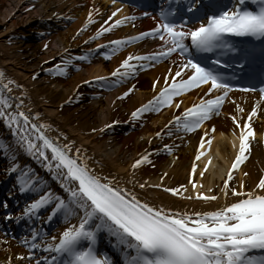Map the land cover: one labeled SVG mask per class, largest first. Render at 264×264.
Returning a JSON list of instances; mask_svg holds the SVG:
<instances>
[{
	"label": "snow or ice",
	"instance_id": "obj_1",
	"mask_svg": "<svg viewBox=\"0 0 264 264\" xmlns=\"http://www.w3.org/2000/svg\"><path fill=\"white\" fill-rule=\"evenodd\" d=\"M201 7L200 0H189L188 11L192 13L193 20L198 19ZM120 10L119 7L115 8L89 39L111 31L126 19H135L134 16L113 19ZM99 11L100 9L93 7L87 13L85 22L76 30L77 33L91 24L94 13ZM173 12L175 9L171 5L161 8L162 22H158L154 28L139 32L135 36L106 42L112 44L114 50H118L129 41L147 36H159L165 41L159 52L135 56L128 53L108 75L117 77L112 83H118L119 78L137 71V66L132 61L160 60L179 50L184 57L183 62L177 65L174 72L172 69L168 70L171 75L165 76L164 85L151 99L132 110L130 118L135 119L149 111L158 112L162 107L173 104L180 108L182 102L174 101V97H180L193 89H200L203 95L199 96V102L184 107L178 116L173 115L168 121L169 124L175 121L177 127L182 126L184 131L193 132L213 115H219L229 93L234 87L239 86L227 82L225 73L216 67L224 63L222 57L225 51L233 53L239 51V55L234 59L241 64L247 59L248 52L245 49H238L231 37H254L264 40V0H234L231 8L223 6V10L218 11V14L209 15L204 12V19L198 20V23L190 28L186 27L188 16L184 17L179 26L173 23L170 19ZM186 40L190 43H186ZM169 43L171 46H168ZM44 47L47 48L48 45L45 44ZM96 47L100 48L101 45L97 44ZM190 47L197 53L212 54L211 62L208 55L194 56L190 52ZM102 55L107 57L109 54L105 52ZM62 63L63 66L54 65L48 71L53 75L65 74L67 66L72 63V58L66 56ZM141 66L152 67L148 63ZM35 76L36 73H33V78ZM90 79L104 87L102 82L106 77L94 76ZM158 79L153 81V88L156 87ZM5 80L8 82L4 83ZM81 83L86 84L88 81L82 80ZM9 84H16V81L8 80L3 70H0V118L11 127L17 136L18 144L37 159L42 158L43 167L51 171L67 193L65 198L49 188L38 198L31 200L21 213L29 218L37 217L38 210L43 206H50L48 220H52L58 214L63 216L67 226L57 236L49 237L46 232H38L33 228L31 242L25 241L29 249L42 248L55 253L44 258L47 264H117L107 251H101L98 247L104 233L110 238L112 248L119 254V264H264V175H260L251 188L245 187L243 180L239 181V187L231 186L229 183L235 176L234 170L240 169L251 153V140L256 136L251 121L258 112L257 106L252 107L243 122L237 115L229 113L234 127L239 129V147L223 180V194L227 197L230 193L237 198L214 210L190 212L138 198L135 192L116 183L115 177L102 176L95 172L89 166L88 158L80 155V148L75 149V155L72 154L73 141L61 143L59 137L53 139L45 133L44 129L52 127L51 125L38 120L33 121L32 116L39 117L41 115L39 112L29 114L21 110L23 101L18 98L16 107L12 108L13 94L8 87ZM18 87L22 88L23 85ZM134 88L135 85L127 88L120 94L121 97L128 96ZM259 91L261 99H264V84ZM76 96L79 98V93ZM71 100L72 97H68L61 105ZM236 109L238 112L244 111L239 104L236 105ZM215 131L216 125L213 124L200 136L195 159L191 165L192 175L197 172L195 161L207 151L201 149H204L206 144L211 145L213 137L210 132ZM155 135L159 137L161 132H156ZM167 135H172L171 131ZM163 148L169 153L172 152L168 144H164ZM0 149L11 150L10 145L3 141H0ZM211 159L209 157V163ZM145 163H151L148 152L139 154L130 167L137 169ZM204 167L207 168V165ZM17 168V163H11L7 171L11 172ZM167 175L165 172L160 180L163 181ZM199 175L203 177L205 172L200 171ZM243 175L247 176L248 173L245 172ZM16 181L21 192L39 191L44 185L42 179L31 174V169L21 170ZM190 183L196 188L199 181L190 178ZM149 186L163 188L177 196H184L186 191L183 184L177 187L162 183L139 184L141 189ZM196 196L205 200L217 199L216 195L209 196L201 191H198ZM3 207L7 208V203H4ZM12 216V212H7L4 219ZM38 235L46 242L37 243ZM27 255L32 257L34 253L30 250ZM37 264L40 262L37 261Z\"/></svg>",
	"mask_w": 264,
	"mask_h": 264
},
{
	"label": "bare ground",
	"instance_id": "obj_2",
	"mask_svg": "<svg viewBox=\"0 0 264 264\" xmlns=\"http://www.w3.org/2000/svg\"><path fill=\"white\" fill-rule=\"evenodd\" d=\"M93 7L100 11L94 13L91 24L77 33L76 30L85 22L87 13ZM118 7L121 10L113 19L121 16H134L135 19H126L111 31L89 39ZM157 22L155 15L143 17L140 12L115 0H0V70H3L8 80L16 81V84L8 85L13 94L12 108L16 107L18 98L23 101L21 110L29 114L39 112V117L32 116L33 121L51 125L52 127L44 129L49 137H59V142L64 144L69 140L73 141L72 154L75 155V149L80 148V155L88 158L89 166L95 172L102 176L115 177L116 183L126 186L135 192L138 198L153 204H163L190 212L214 210L237 198L230 193L227 197L223 194V180L239 147V129L234 127L229 113L237 115L243 122L252 107H258V112L251 121L256 132L255 138L251 140V153L240 169L234 170L235 176L229 181L230 185L239 187V181L243 180L245 187L251 188L259 176L264 175V100H261L257 93L230 92L220 114L213 115L193 132L184 131L182 126L177 127L175 121L171 124L168 121L173 115L178 116L184 107L199 102V96L203 95L200 89L174 97V101L182 102L180 108H176L174 104L164 106L158 112H145L140 117L131 119L132 110L158 92L164 85L165 76L171 75L168 70L172 69L174 72L184 57L172 53L159 62L132 61L136 64L137 71L119 78L118 83H112L117 77L109 76L108 73L112 72L128 53L135 56L159 52L165 41L157 39L156 36H147L129 41L118 50H114V46L106 42L135 36L155 27ZM36 33L39 34L38 38L33 35ZM45 44L48 45L47 48L44 47ZM97 44L101 47L97 48ZM105 52L109 54L107 57L102 55ZM66 56L72 58V63L67 66L65 74L53 75L48 71L54 65L63 66L62 61ZM85 56L87 59H81ZM143 63L151 64L152 67H142ZM33 73H36L35 78ZM94 76L106 77L102 83L109 84L101 87L100 83L90 79ZM157 78V85L153 88V81ZM82 80L88 83H81ZM133 85L134 91L126 97H121L120 94ZM68 97H72L71 102L61 105ZM237 104L244 109L243 112L237 111ZM11 110L10 108L9 111ZM112 121L116 123H111ZM105 124L109 126L104 127ZM213 124L216 125V131L210 132L212 143L201 149L207 151L195 161L197 172L192 175L191 165L200 136ZM169 131L172 133L170 136L167 135ZM156 132H161V136L157 137ZM60 133L65 135L61 136ZM0 141L9 144L11 149H1V176L10 172L7 169L11 163H17L18 167L32 169V174L44 181L42 191L37 192L38 194H43L51 188L53 192L67 197L60 182L49 169L43 167L42 158L37 159L18 144L17 136L2 118ZM164 144L172 148L171 153L164 150ZM144 152L149 153L151 163L132 169V161ZM209 157L212 158L210 163ZM200 171L205 172L203 177L199 175ZM165 172L168 175L161 181L160 177ZM245 172L248 173L247 176L243 175ZM190 178L199 181L196 188L192 187ZM141 183H162L170 187L183 184L186 191L184 196H177L163 188L149 186L141 189ZM198 191L209 196L216 195L217 199L198 198ZM36 195L32 194L27 199H24L23 195L21 206L25 208L31 200L38 198L39 195ZM49 207L43 206L38 210L42 211L38 212L39 216L27 218L35 225L50 223L51 228L46 233L49 237L57 236L67 225L63 216L59 219L54 216L52 220H48V213L43 212ZM7 233L0 227V264H9V260L10 264L40 262L39 255L46 250L29 249L25 241L12 238ZM30 250L34 253L32 257L27 255Z\"/></svg>",
	"mask_w": 264,
	"mask_h": 264
},
{
	"label": "rangeland",
	"instance_id": "obj_3",
	"mask_svg": "<svg viewBox=\"0 0 264 264\" xmlns=\"http://www.w3.org/2000/svg\"><path fill=\"white\" fill-rule=\"evenodd\" d=\"M48 43H49V41H48ZM48 43H47V44H48Z\"/></svg>",
	"mask_w": 264,
	"mask_h": 264
}]
</instances>
